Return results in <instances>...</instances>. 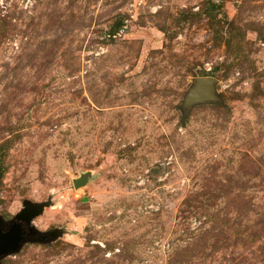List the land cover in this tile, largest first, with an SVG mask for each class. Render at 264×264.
<instances>
[{
	"label": "rangeland",
	"instance_id": "rangeland-1",
	"mask_svg": "<svg viewBox=\"0 0 264 264\" xmlns=\"http://www.w3.org/2000/svg\"><path fill=\"white\" fill-rule=\"evenodd\" d=\"M25 201L60 234L0 264H264V0H0L2 220Z\"/></svg>",
	"mask_w": 264,
	"mask_h": 264
},
{
	"label": "water",
	"instance_id": "water-1",
	"mask_svg": "<svg viewBox=\"0 0 264 264\" xmlns=\"http://www.w3.org/2000/svg\"><path fill=\"white\" fill-rule=\"evenodd\" d=\"M119 24L120 23H116L113 26L110 34H114ZM216 82L217 80L215 78L203 75L194 79V83L185 97L184 107L190 109L195 104L219 101V97L215 91ZM85 182L86 179L81 178L74 180L73 184L74 187H80L84 185ZM48 204L49 202L32 204L25 201L22 209L11 221L4 222L0 217V260L6 255L19 251L21 245L31 240L30 237H33V234L38 235V237L41 236V238H39L41 241L46 238H56L60 234L57 230L39 234L31 225L32 219L42 213L43 208Z\"/></svg>",
	"mask_w": 264,
	"mask_h": 264
},
{
	"label": "flooded vegetation",
	"instance_id": "flooded-vegetation-1",
	"mask_svg": "<svg viewBox=\"0 0 264 264\" xmlns=\"http://www.w3.org/2000/svg\"><path fill=\"white\" fill-rule=\"evenodd\" d=\"M33 236H35V234H33Z\"/></svg>",
	"mask_w": 264,
	"mask_h": 264
}]
</instances>
